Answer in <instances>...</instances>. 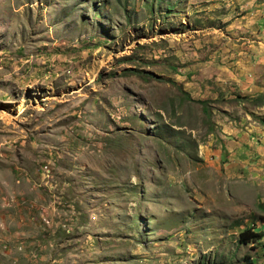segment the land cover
I'll list each match as a JSON object with an SVG mask.
<instances>
[{
    "label": "rangeland",
    "instance_id": "obj_1",
    "mask_svg": "<svg viewBox=\"0 0 264 264\" xmlns=\"http://www.w3.org/2000/svg\"><path fill=\"white\" fill-rule=\"evenodd\" d=\"M264 0H0V264H264Z\"/></svg>",
    "mask_w": 264,
    "mask_h": 264
},
{
    "label": "trees",
    "instance_id": "obj_2",
    "mask_svg": "<svg viewBox=\"0 0 264 264\" xmlns=\"http://www.w3.org/2000/svg\"><path fill=\"white\" fill-rule=\"evenodd\" d=\"M238 234V241L241 245L259 243L264 237L262 232H255L254 229L251 228H246ZM243 264H253L252 259L250 257L246 258Z\"/></svg>",
    "mask_w": 264,
    "mask_h": 264
}]
</instances>
